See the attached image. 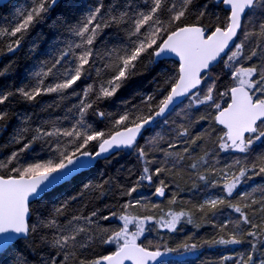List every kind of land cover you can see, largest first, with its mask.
I'll use <instances>...</instances> for the list:
<instances>
[{
    "label": "snow or ice",
    "instance_id": "snow-or-ice-1",
    "mask_svg": "<svg viewBox=\"0 0 264 264\" xmlns=\"http://www.w3.org/2000/svg\"><path fill=\"white\" fill-rule=\"evenodd\" d=\"M25 49L0 264H264V0H10L0 78Z\"/></svg>",
    "mask_w": 264,
    "mask_h": 264
},
{
    "label": "trees",
    "instance_id": "trees-1",
    "mask_svg": "<svg viewBox=\"0 0 264 264\" xmlns=\"http://www.w3.org/2000/svg\"><path fill=\"white\" fill-rule=\"evenodd\" d=\"M13 2H16V0H14ZM27 0H18V4L20 6H23L24 4H26ZM8 6L9 3L6 5H0V16H4L7 14V10H8ZM43 34L40 38L41 40H43L44 42L41 44V48H46L47 47V41L51 39V33L49 32V29L47 28V26H38L36 29H34L33 35L36 36L38 34ZM26 54H27V49H25L22 53L19 54V56L16 58L17 59V65H16V72L13 76L5 79V78H0V87H4L6 85L9 84H18L20 82V80L23 78V76L26 74V69L28 67L31 66L32 61L30 59L26 58ZM8 60L6 58H0V67L3 66L4 63H7ZM150 79V77H147L146 74V78L143 80V86L144 87H150L151 85H149L148 80ZM136 85H133V87H135ZM45 101H49L48 97L44 98ZM17 110L19 111H23L25 109V105H17ZM37 112H39V109H36ZM41 116H45L46 114L41 113ZM11 131V129H9V132ZM7 139V133L4 134H0V143H3L5 140ZM134 163V161L127 157H121V158H117L116 160H113L112 164L109 165L108 167L110 168L111 172L115 173V171L119 168H121V166H125V167H131V165ZM101 167L103 168L104 165L103 163H101ZM184 197L187 198H191V193L189 192H185L183 193ZM156 199V198H153ZM162 202V206H166L167 202L166 200L161 201ZM166 210V209H165ZM195 231L193 229V227L191 225H184V230L182 232H178L176 234H170L172 235V238L174 240H180L183 239V237L186 234H190L191 232ZM212 229L209 226H205L202 227L200 229V231L197 233L198 236L200 237H208L211 235L212 233ZM161 234H165V233H161ZM151 238V237H150ZM214 250L210 251L207 253L208 256H213Z\"/></svg>",
    "mask_w": 264,
    "mask_h": 264
},
{
    "label": "water",
    "instance_id": "water-1",
    "mask_svg": "<svg viewBox=\"0 0 264 264\" xmlns=\"http://www.w3.org/2000/svg\"><path fill=\"white\" fill-rule=\"evenodd\" d=\"M14 1V0H13ZM10 2V0H0V5H6Z\"/></svg>",
    "mask_w": 264,
    "mask_h": 264
}]
</instances>
